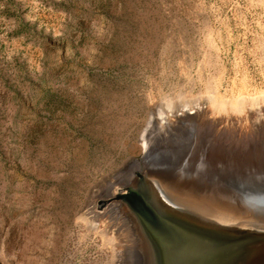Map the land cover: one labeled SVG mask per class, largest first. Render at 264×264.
<instances>
[{
	"label": "rangeland",
	"instance_id": "rangeland-1",
	"mask_svg": "<svg viewBox=\"0 0 264 264\" xmlns=\"http://www.w3.org/2000/svg\"><path fill=\"white\" fill-rule=\"evenodd\" d=\"M160 110L169 146L260 139L264 0H0V264H116L86 213Z\"/></svg>",
	"mask_w": 264,
	"mask_h": 264
},
{
	"label": "water",
	"instance_id": "water-1",
	"mask_svg": "<svg viewBox=\"0 0 264 264\" xmlns=\"http://www.w3.org/2000/svg\"><path fill=\"white\" fill-rule=\"evenodd\" d=\"M263 139L156 142L101 205L114 198L126 210L147 264H264Z\"/></svg>",
	"mask_w": 264,
	"mask_h": 264
},
{
	"label": "bare ground",
	"instance_id": "bare-ground-1",
	"mask_svg": "<svg viewBox=\"0 0 264 264\" xmlns=\"http://www.w3.org/2000/svg\"><path fill=\"white\" fill-rule=\"evenodd\" d=\"M212 102L215 103V105L217 107H219L221 105L218 102H215L214 100ZM192 108L193 107H191V109ZM192 112L193 111L190 110L188 113L183 114L184 113V111H183L182 115H184V116L177 118L178 119V122L179 121L180 122H183V123L186 122V121L192 122V119L195 117V115L190 114ZM169 113L167 114L163 110H160L159 114L152 115V118H151L152 120L149 123V126L147 127V129L145 131V134L142 137L143 153H145V154L148 153L149 154L151 152V150L153 149V147H154V143H156V142H158L157 143L158 144L157 147L163 146L166 149H169L171 147V146L168 145V143H169L168 141L165 142L166 141V138H167L166 137V134H168L167 132H169V130L173 126L172 120L170 118H168ZM170 115H171V113H170ZM190 122H188V123H190ZM188 123H186V124H188ZM196 123H199V122L196 121ZM201 125L202 124H200V126ZM216 125H217V123H216ZM245 127L247 128L246 125H245ZM256 128H257L256 130L261 131L262 128H264V124H262L261 130L258 129V126ZM259 128H260V126H259ZM178 129H182V128L179 127ZM231 129L233 130L232 127H231ZM181 131H182V133L180 135H182L183 138L185 136H187V134L183 133L184 132L183 130H181ZM260 134L264 138V131H262V133L260 132ZM172 136H174V135H172ZM231 136H229V137H231ZM164 137H166L165 140H164ZM192 137L194 138V135H192ZM197 137H198V135H197ZM177 138H180V137H177ZM184 139H182L180 142H182ZM199 140H200V138H199ZM233 140H234V138H233ZM184 142L186 143V141H184ZM163 143H164V145H162ZM108 192H106V193H108ZM112 193H113V191H112ZM86 218L89 220L90 227L97 228V229H99L100 227H103V229H105V227H106L107 228L106 230L109 231L108 233L114 235V238L113 239L119 238V240H120L119 242L120 243L118 242L116 245H119L121 247V249L119 251L116 250L119 253V256L117 255V263L116 264H124L125 263L124 262L125 260L127 261L126 264H147L145 242L143 241V238L138 234V228H137L135 222L126 213V210L122 207V205L118 201L114 205H112L108 210H106L105 212H101V213L99 212L98 213V211L95 212L94 209L93 210L91 209V211H88L86 213ZM104 224H105V227H104ZM102 231H104V230H102Z\"/></svg>",
	"mask_w": 264,
	"mask_h": 264
}]
</instances>
